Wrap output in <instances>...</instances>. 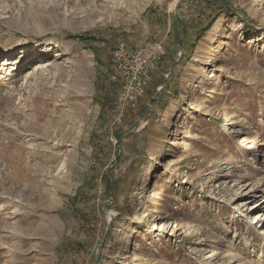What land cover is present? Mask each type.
Returning a JSON list of instances; mask_svg holds the SVG:
<instances>
[{
	"label": "rangeland",
	"instance_id": "374dc122",
	"mask_svg": "<svg viewBox=\"0 0 264 264\" xmlns=\"http://www.w3.org/2000/svg\"><path fill=\"white\" fill-rule=\"evenodd\" d=\"M0 264H264V0H0Z\"/></svg>",
	"mask_w": 264,
	"mask_h": 264
},
{
	"label": "built area",
	"instance_id": "2783aa9c",
	"mask_svg": "<svg viewBox=\"0 0 264 264\" xmlns=\"http://www.w3.org/2000/svg\"><path fill=\"white\" fill-rule=\"evenodd\" d=\"M121 50H118L116 54L117 57H119V60L121 58L120 57ZM133 61L135 65H138V67H136L135 65H133L132 67H128L127 65L129 63L132 65L129 58L125 60L123 59L120 62L122 64V72L124 78L123 81L125 88V98H126L125 100H129V101H135L143 97H146L148 94V90L150 88V84L153 81V78L149 72L148 67L147 69L143 67V71L140 72L143 65L144 66L148 65V60L143 58V56L139 54L133 58ZM123 66L126 69V71L124 70Z\"/></svg>",
	"mask_w": 264,
	"mask_h": 264
},
{
	"label": "bare ground",
	"instance_id": "6f19581e",
	"mask_svg": "<svg viewBox=\"0 0 264 264\" xmlns=\"http://www.w3.org/2000/svg\"><path fill=\"white\" fill-rule=\"evenodd\" d=\"M174 5H175V3L173 4V7H174ZM257 203L256 202H251L249 205H248V210L250 211V210H252L251 212H252V216L254 217V220H253V222H257L258 223V221L257 220H259V219H257L258 217H257V214L255 213L254 214V212L259 208L258 207V205H256ZM252 222V223H253Z\"/></svg>",
	"mask_w": 264,
	"mask_h": 264
}]
</instances>
